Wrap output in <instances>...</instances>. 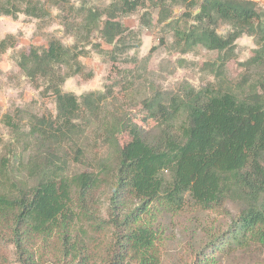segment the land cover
<instances>
[{
    "label": "trees",
    "instance_id": "trees-1",
    "mask_svg": "<svg viewBox=\"0 0 264 264\" xmlns=\"http://www.w3.org/2000/svg\"><path fill=\"white\" fill-rule=\"evenodd\" d=\"M183 1L197 6L196 12L184 27L172 29L185 50L201 45L218 52L208 63L215 81L156 89L144 98V111L156 121L152 131L121 115L105 122V92L63 90L67 79L84 73L81 56L87 51L80 44L92 34L113 45L114 60L134 46L135 31L121 18L145 7L146 0L78 7L75 43L51 39L18 52V65L55 98L57 113L32 114L27 131L15 127L17 138L32 140L33 150L20 159L25 176H15L9 156L2 158L0 264H163L169 234L161 219L185 212L192 219L223 214L231 223L217 230L192 225L194 234L207 239L169 264H219L233 252L252 254L264 246V72L255 82L248 72L264 67V11L248 0ZM157 2L162 20L169 18L165 1ZM20 13L49 14L42 1L0 0V16ZM143 14L142 24L150 25V13ZM224 22L231 27L226 34L218 31ZM244 34L259 46L240 62L245 72L238 92L225 69ZM14 44L8 35L0 41L1 52ZM103 126L112 156L99 157L90 170L72 171V163L87 162L89 132L99 135ZM124 129L132 139L121 145ZM249 264H264V258Z\"/></svg>",
    "mask_w": 264,
    "mask_h": 264
},
{
    "label": "rangeland",
    "instance_id": "rangeland-1",
    "mask_svg": "<svg viewBox=\"0 0 264 264\" xmlns=\"http://www.w3.org/2000/svg\"><path fill=\"white\" fill-rule=\"evenodd\" d=\"M42 1L48 9L46 17H33L20 13L17 18L0 16V41L13 35L15 44L5 52L0 50V167L3 156L10 158V170L25 176L20 159L25 160L27 153L33 150L32 140L17 138L15 127L22 131L29 130L32 114L52 115L57 113L55 98L42 93L43 86L30 80L18 65L17 55L21 49H29L31 45L47 46L51 39H59L68 45L76 42V26L82 15L75 16L76 9L81 6L104 9L116 0H35ZM146 6L138 11L122 17V21L135 32L133 47L124 54L117 55L114 60L110 54L112 44L92 34L91 41L80 44L85 47L86 54L81 56L85 65L84 73L75 75L64 83L63 90L82 95L89 91L105 92L107 99L101 110L105 122L112 120L113 115L126 117L128 122L144 126L146 130L155 129L156 121L147 115L142 107V100L151 96L156 89L176 91L184 84L190 83L200 88L215 76L208 63H213L217 51L209 50L201 45L193 50H185L177 39L172 26L184 27L197 6H190L183 0H164L169 18L162 20L161 2L146 0ZM256 2L264 11V0H248ZM164 4V3H163ZM145 11L151 20L150 25L142 24ZM66 23L73 27L66 28ZM231 27L222 23L218 31L226 34ZM254 37L247 34L237 40L234 56L227 62L225 74L239 92L241 78L245 72L240 62L247 60L258 48ZM249 79L255 82L264 72V67L249 69ZM248 89V87H247ZM96 123L98 119H95ZM96 132H89L88 152L85 163H72V171L90 170L99 157H111L113 148L106 140L105 126ZM121 145L132 139L129 129L118 134ZM10 147V149H9ZM70 151V160L71 153ZM92 163V164H91ZM107 203H104L106 206ZM236 210L233 209L234 215ZM191 212L182 213L171 219H161L168 229L169 242L163 264L176 262L186 252V247L200 244L207 239L202 234H194L192 227L205 224L206 227L223 229L231 223L225 215H205L203 219L191 218ZM192 219V220H191ZM192 223V224H191ZM193 225V226H192ZM252 254L241 251L222 257L219 264H249L264 258V246L256 248Z\"/></svg>",
    "mask_w": 264,
    "mask_h": 264
}]
</instances>
